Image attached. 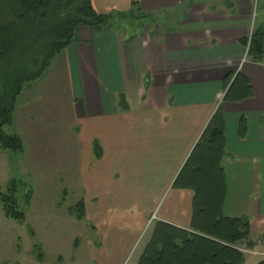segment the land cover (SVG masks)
I'll return each instance as SVG.
<instances>
[{
	"label": "crops",
	"instance_id": "0c3cea01",
	"mask_svg": "<svg viewBox=\"0 0 264 264\" xmlns=\"http://www.w3.org/2000/svg\"><path fill=\"white\" fill-rule=\"evenodd\" d=\"M91 3L102 15L134 12L162 20L131 35L78 28L73 42L50 62L48 76L44 72L28 86L32 100L60 94L69 108L74 207L81 202L84 216L78 221L68 207L67 225L57 223V229L62 224L74 234L73 249H85L89 264H138L156 223L189 230L194 192L172 185L218 112L224 140L222 216L249 223L252 248L238 245L244 264L264 261V58L251 62L242 44L264 28V0ZM236 77L244 84L225 99ZM245 85L251 96L238 100ZM36 104L25 115L16 103L8 127L16 121L13 135L36 141L35 149L48 155L43 148L48 135L38 125L48 112ZM94 142L99 160L93 158ZM0 161L17 165L22 179L34 173L28 149L0 151ZM59 167L58 179L65 169ZM62 197L66 204L65 189Z\"/></svg>",
	"mask_w": 264,
	"mask_h": 264
},
{
	"label": "trees",
	"instance_id": "16d2710c",
	"mask_svg": "<svg viewBox=\"0 0 264 264\" xmlns=\"http://www.w3.org/2000/svg\"><path fill=\"white\" fill-rule=\"evenodd\" d=\"M134 6L132 3L131 7ZM130 13L134 12L98 14L91 0H0L1 152L19 154L24 150L19 137L3 131L12 123L22 87L43 75L55 56L73 42L78 28L114 32L110 28L111 19ZM242 44L245 46L247 40ZM247 58L253 63L263 61L264 28L252 32ZM240 84H244L243 80L236 77L225 99ZM244 92L238 100L251 96L247 85ZM119 107L124 109L122 97ZM92 154L95 160L101 157L96 142L92 144ZM223 155V125L217 112L172 185L173 189L194 192L189 230L156 223L138 264H244L238 245L244 243L247 249L252 248L249 223L245 218L222 216L224 176L220 162ZM15 186L14 182L7 185L6 194H0V204L6 219L23 222L25 217L17 205ZM28 197L27 194V205ZM69 214H74L78 221L83 219V204L78 203ZM29 233L34 236L31 230ZM32 254L42 262L40 247L34 246Z\"/></svg>",
	"mask_w": 264,
	"mask_h": 264
},
{
	"label": "rangeland",
	"instance_id": "374dc122",
	"mask_svg": "<svg viewBox=\"0 0 264 264\" xmlns=\"http://www.w3.org/2000/svg\"><path fill=\"white\" fill-rule=\"evenodd\" d=\"M160 20L162 19L155 21L153 18H146V16L136 13L116 15L111 19L110 28L122 35H131V33L149 28L148 26L151 24L160 23ZM45 74L46 72L43 75L44 78L48 76ZM33 83L25 84L22 87L17 107H22L29 98L27 101L30 104L22 107L20 111L27 115L31 108L39 106L36 102L44 105L43 109L46 114L48 112L49 118L42 122L38 121V125L48 135L43 148L48 149L49 153L46 155L42 153V150L35 149L38 145L36 141L30 138L21 139L24 149H28V152L31 151L33 162L34 173H30L31 175L29 174L26 179L20 178L21 173L17 165L4 166V163L0 161V194H6L7 185L15 180V198L19 210L25 217V222L19 223L6 219L0 204V264H89L88 252L85 249L81 247L79 253L73 249L74 234L67 227L64 229L62 224L57 229V223L67 225L66 209L74 207L77 203L73 184L76 163V155L73 150L75 141L68 119L69 108L65 106V100L60 94L54 97L52 93L42 96L36 101L32 100L30 98L32 95L28 93V86ZM17 127L18 124L15 121L11 127H4L3 131L7 135H13L14 131H18ZM20 130L27 133L25 127ZM61 165L65 169L58 179L59 173L57 172ZM7 169L15 174L9 176ZM63 189L68 192L66 204L62 203L64 200ZM27 194L29 195L28 205L27 199H25ZM54 227L56 230H52ZM29 230L34 233V237L30 236ZM83 240L84 235H82L80 243ZM34 246L40 247L43 254V260L40 263L33 257ZM58 258H61V261Z\"/></svg>",
	"mask_w": 264,
	"mask_h": 264
},
{
	"label": "built area",
	"instance_id": "2783aa9c",
	"mask_svg": "<svg viewBox=\"0 0 264 264\" xmlns=\"http://www.w3.org/2000/svg\"><path fill=\"white\" fill-rule=\"evenodd\" d=\"M254 31V30H253ZM252 31V32H253ZM252 32H251V34H252ZM251 34H250V36H251ZM250 36L247 38V46H246V49H245V54H247V51H248V46H249V39H250Z\"/></svg>",
	"mask_w": 264,
	"mask_h": 264
}]
</instances>
